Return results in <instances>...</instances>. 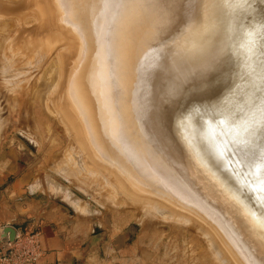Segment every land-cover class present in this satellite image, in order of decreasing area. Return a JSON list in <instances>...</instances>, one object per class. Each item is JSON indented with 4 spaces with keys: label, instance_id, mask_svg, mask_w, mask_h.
I'll return each mask as SVG.
<instances>
[{
    "label": "bare ground",
    "instance_id": "bare-ground-1",
    "mask_svg": "<svg viewBox=\"0 0 264 264\" xmlns=\"http://www.w3.org/2000/svg\"><path fill=\"white\" fill-rule=\"evenodd\" d=\"M204 1L205 3L195 0V6H192L193 16L188 21L194 23L201 20L196 32L186 30L184 36L183 33L180 34L178 46L171 44L169 48L162 49V51L161 49H156L154 54H158L161 61L168 57L170 53L171 58L173 53L183 51V47L180 44L181 39L182 41L186 39V42L191 41L196 46L203 47L202 51L197 54V61L212 58L209 52H213L217 56L221 49L226 48V38L218 33L209 42H205V38L199 42L194 41L201 37L203 38L204 33L212 30L216 31L213 20L220 0ZM20 2V5L14 4L15 6L10 2L5 4L0 2V14L1 16L2 14H6V16L28 14L23 15L24 19L29 16L24 21L28 25L36 20L33 25L30 24V26L23 28V33L22 31L20 32L23 36L19 37L18 34L17 38H15L18 41L16 42L18 43L17 48H22L24 45L26 47L21 54L26 55L27 65H31L29 69L45 63V60L52 59L54 52L57 53V57L52 60V63L42 75L41 83L37 92L35 91L36 95L34 94V97L36 98L39 96V92L43 91L41 103L46 111H50V107L52 108L51 110L56 113L59 121L66 126L70 138L73 136L77 137L78 134L81 136L78 123L85 128V139L90 145L95 147L93 150L97 158L91 154L93 162L96 164V166L93 164L94 168L89 163H84L85 160L79 159L82 165V172L90 178H94L96 183L111 193V195H114L116 202L118 200L120 204L125 201L122 197H118V188L114 187L104 174L99 171V169L105 168L106 164L111 165V168L119 167L117 171L125 177V185L128 187H124L121 181H117L116 186L126 190V193L130 196L134 195V192L129 189V186L134 187L136 185L141 190L150 186L146 182L141 183V180H138V184H136L135 179H128L133 174L135 165L138 164L140 167L139 175L141 173L145 174L143 176L144 180L150 181V183L152 181L160 182L164 185L165 189L155 188V192L161 198L169 200L173 198L179 204L189 202L187 199L192 198L185 189V182L186 185L187 183L192 184L197 192L202 194V197H206L205 202L210 205V207L206 208L210 209L211 213L207 214L216 223H214L213 228L217 232V227L230 231L229 237L231 239H227L225 243L230 245V249L231 247H239L244 250L247 257H250L246 242L238 237L239 231L236 229L237 235L235 236L234 231L230 230L234 228L229 226L230 219L234 217L230 215L229 218L225 212L218 210L219 206H217L215 200L210 198V190H208L204 182L199 181L200 176L196 174L197 172L200 174L199 169L194 165H192V168L183 166L182 160L178 155L182 154V150L181 148L178 149V146L170 138V123L168 125L169 128H167V141L161 137L157 130L156 114L161 110L158 106L162 108V101H168L166 93L170 87H176L174 81L169 80L161 89L158 87L152 90L151 76H145L144 72L140 73L136 68V63L139 61L143 62L144 65L147 62L146 69L149 73H152L148 70L149 60L148 58L146 59V52L150 50H148L150 45L145 48L141 41L143 37L149 35L148 30L152 20L150 18L157 13L161 15L162 9L160 7L163 4V0H20ZM19 7L21 8L19 9ZM205 22H209L208 25L210 27L203 31L202 28ZM8 23H11L9 25L11 26L10 31L15 34L18 29L16 21L12 19L11 21H0V25L5 28ZM2 30L4 31L5 29L3 28ZM149 59L150 61L153 60L151 57ZM33 61L34 63H32ZM44 76H54V79L50 82L48 81L49 78L47 77L46 79ZM18 79L20 81V77ZM18 79L16 80L18 81ZM112 79H114L113 82ZM148 94L151 100L152 97L155 100L154 107L152 105L149 107L148 97L144 98ZM50 100L51 105L49 103ZM53 111L51 112L54 113ZM1 118L3 117L1 116ZM157 139L163 146L161 147L163 152H161L171 156L167 160L162 154L164 156L163 162L165 164L175 162V165H178L181 169L180 173L186 181H177L172 175L156 169V163L158 162L156 159L152 161V158H154L152 156V147H155L156 144L154 145L153 143H157ZM106 142L110 146L116 147L115 149L118 148L124 154L123 158L117 154L113 159L101 152L99 148L105 150L104 143ZM80 144L84 147L87 143L84 141ZM186 146L184 143L183 149L187 150ZM69 149H72L73 153L69 154V150L67 158L72 159L78 152L71 146H69ZM176 149L178 150L176 151ZM74 151L76 154H74ZM77 155L80 157V154ZM126 156L134 164L129 163V165L125 159ZM145 161L146 163H143ZM141 163L143 164L141 165ZM71 167L73 169L74 165ZM122 167H126V169L121 170ZM162 167L158 168L162 169ZM54 169L56 170V166H54ZM57 169L63 176H69L72 170H66L62 165H59ZM172 173L174 174L173 171ZM80 175L82 174L80 173ZM149 191H152V188ZM137 196L140 199H144L139 195ZM145 199L147 200L141 202V205H152V214L155 213L154 216L163 213L169 218L184 221V223L191 221L190 218L185 217L182 212L176 209L175 211L172 210L173 213L171 214L169 208L167 209V202L160 201L155 196ZM196 222L198 223L194 225L195 228L208 237V241H210L216 252L213 251L219 256L222 264H233L231 256L226 251V253H223L219 248L217 244L219 237L212 234V231L204 229V221L203 224L201 223L202 220H197Z\"/></svg>",
    "mask_w": 264,
    "mask_h": 264
},
{
    "label": "water",
    "instance_id": "water-1",
    "mask_svg": "<svg viewBox=\"0 0 264 264\" xmlns=\"http://www.w3.org/2000/svg\"><path fill=\"white\" fill-rule=\"evenodd\" d=\"M199 1L205 3L204 0ZM172 3L173 0H163V4L160 7V9H162L161 15H158L157 13L154 16L152 13L153 16L150 18V20H152L150 21V28L148 30L149 35L143 37L141 41V44L145 48L150 45L148 47V50H150L146 52V59L148 58L149 60L148 70L152 73H149L146 69L147 62H145L144 65L143 62L141 63V61H139L138 63H136V68L140 73L144 72L145 76H151L150 78L152 81V90L158 87L161 89L165 84H167V82H169V80L174 81L176 87H178L179 89V95L175 97V99L179 100L181 96L186 94V90H190L194 85H198L202 82L199 75L200 68L211 58L197 61V54L198 52L202 51L203 47H199L198 45L196 46L194 42L191 41L186 42V39L185 41H182L181 39L180 44L183 47V51L173 53V57L171 58L170 53L168 57H165V59L161 61L158 57V54H154L156 49H161L162 51V48L160 47V37L165 33L166 30L169 29L170 25L173 22L175 10L173 7H171ZM191 3L194 7L196 2L195 0H191ZM256 6L261 7L264 5L260 4V0H256ZM192 16L193 13L191 9V11L188 13V21L190 20V18H192ZM213 21L215 23L214 27L216 31L212 30L204 33L203 38L201 37L198 40L194 41L199 42L205 38V42H209L212 40L213 36L218 33L226 38L227 46L232 37L235 23L231 10L226 8V6L221 3V0L216 7V15ZM200 22L201 20H198L194 23L188 22V24L183 26L179 32L173 33V39L176 41L175 46H178L179 44L178 42L180 41V38L178 37L180 34L183 33L184 36V32L186 30L196 32V28L198 27ZM208 24L209 22H205L204 27L202 28L203 31H206L208 27H210ZM178 50L180 51L179 47ZM215 52L217 53L216 48ZM209 54L212 57L216 56V54L213 52H209ZM262 55H264V52H260L258 47L257 57L259 58ZM149 57H151L153 60L150 61ZM113 81L114 79H112V82ZM247 85L248 81L243 79L237 80L236 82V86L241 89V92L244 91ZM146 97H148L149 107L151 105L152 107H154L155 100L153 99V97L152 100L150 99L149 94L144 98ZM158 108L161 109L159 106ZM179 116L180 114L177 112L176 118L172 122H170L169 132L172 142L174 141V143L178 146L177 148H181L182 150V154L178 155L182 160L183 166L192 168V165H194L199 169L200 174L198 172L196 173L198 176H200L199 181L204 182L208 190H210V198L215 200L217 206H219L218 210L221 212H225L227 216H229V218L230 215L234 217L233 219H230L229 226L234 227L230 230L232 232L234 231L235 236L237 235L236 229L239 231L238 237L239 239H242L246 242L250 257H247L244 250H241L239 247H231L230 249V245L225 243L227 242V239H231L229 237L230 231L226 229L223 230L222 228L220 229L219 227H217V232L213 228V225H215L216 223L207 214L211 213L210 209H207L208 207H210V205L205 202L206 197H202V194L198 193L192 184L187 183L186 185L185 182V189L186 191H188L189 196L192 199H187L189 202L179 204L178 202L174 201L173 198L172 200L161 198L159 194L155 192V188L165 189L164 185L160 182V184L155 181H152V183H150V181L144 180L143 176L145 174L141 173L139 175V164L135 165L136 170L134 169L133 174L129 176L128 179H135L134 181L136 184H138V180H141V183L146 182L150 186L142 190L136 185H134V187L129 186V189L134 192V195L132 196L128 195L126 193V190L122 189L120 186H116V182L121 181L124 187H128L127 185H125V177L117 171V168L119 167L111 168V165H108L104 162V164H106L107 166L105 168L99 169V171L104 174V176L110 181V183H112L114 187L118 188V193L124 198V201L126 198H130L133 201L143 202L147 200L145 198H153L155 196V198H157L158 200L167 202V209L169 208L171 214L173 213L172 210L175 211L176 209L182 212L185 217L187 216L188 218H190V223H193L194 225L199 222H196L197 220H202V224L204 221V229L210 232L212 231V234H215V236L219 237V239L217 240L219 248L223 253L226 251L231 256L233 264H264V241L261 240V236L264 235V230L260 228L259 224V221L264 219V205H262L260 200L259 182L257 180V177L260 175V173L255 172L254 170L252 174L246 173L244 176L234 174L233 169L236 166L227 156H217L215 153L209 151L208 136L211 134V130L206 128L202 130L196 114L193 113L192 115L185 116L182 119H180ZM79 128L81 136L78 134L77 137H71L70 146L78 152L77 154H80L79 159L85 160L84 163H89V165L94 168V162L92 159L93 156L91 155L93 154L95 156L94 150L90 146V143L87 142V139H85L86 130L80 123H78V129ZM112 140L115 141L114 138H112ZM84 141H86L87 144L83 147V145L80 143H83ZM156 142L157 143L152 142L154 145L156 144L154 148L152 147V156H154V158H152V161L153 159H156L158 162L156 163V169L158 171H163L168 175H172V177L177 181H186L180 173L181 169L178 165H175V162L173 163L171 160L170 161L172 162V164H165L163 162L164 156L167 160L169 159V157L171 158V156L163 154V150L161 149V147L163 146L161 145V142L158 141V139L156 140ZM184 143L187 145V150L183 149ZM153 144L152 146H154ZM104 146L106 147L105 150L102 148H99V150L101 152H104L106 156L112 157L114 159V157L118 154V156L123 158L124 154L119 151L118 148L115 149L116 147L110 146L108 142L104 143ZM178 149H176V151ZM162 154L164 156H162ZM125 159L128 164H134V162L128 156H126ZM143 163H146V161ZM143 163H141V165ZM94 165L96 166V164ZM162 165L164 166L162 167ZM158 167H162V169H159ZM124 168L126 169V167H122L121 170H123ZM172 171L174 172V174L172 173ZM138 175L139 177H137ZM63 185H65L66 188L70 190V192L79 197L82 202L92 204L89 195H86L83 192H77L69 188L64 182ZM150 188H152V191H149ZM137 195L144 199H140ZM253 213H255V216L252 215ZM222 222L224 223V221ZM131 227L133 228V226ZM3 233L4 234L2 236H9L10 239H13L16 231L11 230L10 228H5Z\"/></svg>",
    "mask_w": 264,
    "mask_h": 264
},
{
    "label": "rangeland",
    "instance_id": "rangeland-1",
    "mask_svg": "<svg viewBox=\"0 0 264 264\" xmlns=\"http://www.w3.org/2000/svg\"><path fill=\"white\" fill-rule=\"evenodd\" d=\"M0 2L2 4L10 2L12 5L21 4L20 0H0ZM23 15L28 14L12 16H6V14L1 16L0 14V21H11L12 19L18 24L16 35L10 31L11 23H8L9 27L6 25V28L0 25V147L7 152L17 153L19 156L17 160L20 161L22 171L32 172L35 176L34 189H37L38 192H52L59 200H63V205L72 213H75L74 209L83 210L87 214L96 215L94 219L97 217L109 219L115 217L116 214H121V220H124L125 223L130 222V225L125 229L126 234L132 236L133 232L136 235L139 231L141 236H144L145 244L142 247H147L151 253L152 264H222L219 256L215 254L214 247L208 241V237L197 230L193 223L174 220L163 213V215L160 213L154 216L152 205H141V202L133 201L130 198H126L123 204H120L118 200L116 202L114 195L100 187L94 178H90L82 172V165L75 151V160L74 157L67 158L69 150V154L73 151L69 149L71 139L66 126L59 121L50 106V111H46L41 103L43 91L39 92V96L34 97L35 91L37 92L41 83L42 75L52 60L57 57V53H53L52 59L45 60V63L29 69L31 65H27L26 55L21 54L26 47L22 46L23 50L20 47L17 48L18 43L16 42L18 41L15 38L18 34L19 37L23 36L20 34L21 31L23 33V28L30 24L33 25L36 20L29 25L25 24L24 21L29 16L24 19ZM44 77L46 79L48 77L50 82L54 79V76ZM22 80L23 82H21ZM48 96L50 97V95ZM49 103L51 105V100ZM57 165H62L66 170H71L73 165L74 167L69 176H63L57 171ZM54 166H56V170ZM76 172L78 173L76 174ZM63 182L69 188L89 195L92 204L82 202L63 185ZM131 226H133L132 232L129 230Z\"/></svg>",
    "mask_w": 264,
    "mask_h": 264
},
{
    "label": "snow or ice",
    "instance_id": "snow-or-ice-1",
    "mask_svg": "<svg viewBox=\"0 0 264 264\" xmlns=\"http://www.w3.org/2000/svg\"><path fill=\"white\" fill-rule=\"evenodd\" d=\"M230 9L235 27L226 48L200 68L201 83L186 90L179 100L177 87L166 93L168 101L156 114V126L167 141L170 122L196 114L202 130L209 129V151L227 156L234 164V174L260 173V200L264 205V55L257 57V48L264 52V6L256 0H221ZM264 5V0H260ZM191 0H173L175 16L169 29L160 37V47L175 44L173 33L188 24ZM248 81L241 92L237 80ZM170 102V103H169ZM255 216V213L252 214ZM264 230V219L259 221ZM264 241V235L261 236Z\"/></svg>",
    "mask_w": 264,
    "mask_h": 264
},
{
    "label": "crops",
    "instance_id": "crops-1",
    "mask_svg": "<svg viewBox=\"0 0 264 264\" xmlns=\"http://www.w3.org/2000/svg\"><path fill=\"white\" fill-rule=\"evenodd\" d=\"M17 158L0 147V236L5 228L38 231L45 253L29 264H152L144 236L126 234L130 222L121 214L72 213L52 192L34 189V174L22 171Z\"/></svg>",
    "mask_w": 264,
    "mask_h": 264
},
{
    "label": "built area",
    "instance_id": "built-area-1",
    "mask_svg": "<svg viewBox=\"0 0 264 264\" xmlns=\"http://www.w3.org/2000/svg\"><path fill=\"white\" fill-rule=\"evenodd\" d=\"M44 253L38 231H16L13 239L0 236V264L37 263Z\"/></svg>",
    "mask_w": 264,
    "mask_h": 264
}]
</instances>
